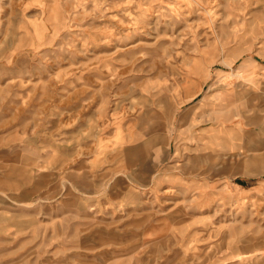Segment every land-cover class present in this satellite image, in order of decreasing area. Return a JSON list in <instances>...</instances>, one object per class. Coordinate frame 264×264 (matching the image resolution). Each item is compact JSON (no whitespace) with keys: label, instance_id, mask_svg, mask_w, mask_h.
<instances>
[{"label":"rangeland","instance_id":"374dc122","mask_svg":"<svg viewBox=\"0 0 264 264\" xmlns=\"http://www.w3.org/2000/svg\"><path fill=\"white\" fill-rule=\"evenodd\" d=\"M0 264H264V0H0Z\"/></svg>","mask_w":264,"mask_h":264}]
</instances>
